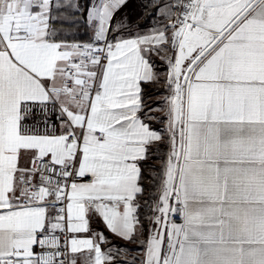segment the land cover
<instances>
[{
  "label": "snow or ice",
  "instance_id": "obj_1",
  "mask_svg": "<svg viewBox=\"0 0 264 264\" xmlns=\"http://www.w3.org/2000/svg\"><path fill=\"white\" fill-rule=\"evenodd\" d=\"M0 264H264V0H0Z\"/></svg>",
  "mask_w": 264,
  "mask_h": 264
},
{
  "label": "water",
  "instance_id": "obj_2",
  "mask_svg": "<svg viewBox=\"0 0 264 264\" xmlns=\"http://www.w3.org/2000/svg\"><path fill=\"white\" fill-rule=\"evenodd\" d=\"M179 222V221H178Z\"/></svg>",
  "mask_w": 264,
  "mask_h": 264
}]
</instances>
